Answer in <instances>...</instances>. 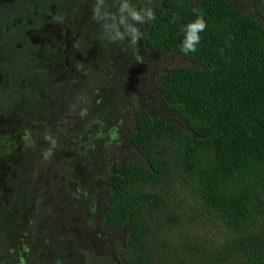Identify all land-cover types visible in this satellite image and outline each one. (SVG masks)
Returning <instances> with one entry per match:
<instances>
[{
	"label": "trees",
	"instance_id": "obj_1",
	"mask_svg": "<svg viewBox=\"0 0 264 264\" xmlns=\"http://www.w3.org/2000/svg\"><path fill=\"white\" fill-rule=\"evenodd\" d=\"M84 1L59 49L29 32L82 0H0V117L46 128L0 184V264H264V0Z\"/></svg>",
	"mask_w": 264,
	"mask_h": 264
},
{
	"label": "rangeland",
	"instance_id": "obj_2",
	"mask_svg": "<svg viewBox=\"0 0 264 264\" xmlns=\"http://www.w3.org/2000/svg\"><path fill=\"white\" fill-rule=\"evenodd\" d=\"M241 2V0H238ZM244 1V0H243ZM250 6V5H245ZM88 4L86 1L82 0L79 11L76 15V21L73 24V28H67L64 30L63 27L56 24H48L40 31H31L29 35L33 42H41V41H51L53 42L57 48L64 49L66 45L71 43L76 39L79 35L80 30L83 24L88 20ZM125 45H128L135 49L138 57L142 58V54L140 53L138 46L141 45V40L138 35H134L133 37H128L124 42ZM99 52V48L97 43H95L92 51L87 55L86 60H88L91 54H97ZM154 60H158L159 57L157 54H152ZM143 61H147L143 59ZM167 63L165 66L173 67L176 64H184V62L176 57L169 56L167 58ZM166 67V68H167ZM157 112L163 118L176 121L181 125H184L185 121L182 116L173 108L163 103L159 106ZM80 114V111H76L66 117V122L61 125L62 128L66 130H70L76 124V118ZM20 121L17 115H11L8 117H0V184L4 185V175L8 170V166L10 164H18L19 160L22 156V151L28 147L31 143L42 144L43 138H45V130L46 128L43 126L31 125L29 127L22 128L20 126ZM120 144H118V148H122V153L128 160H133L138 156V154L134 153V150L130 148V144L127 140H125L124 134H119L118 136ZM117 145H113V150H118ZM78 172L81 173L83 168L79 165L77 168ZM47 178V170H43L39 173L36 180V188L40 186V184L44 183ZM9 190L5 192L3 195V201H8ZM31 211L28 213L30 214ZM25 218V216H24ZM23 225H25V219L23 220Z\"/></svg>",
	"mask_w": 264,
	"mask_h": 264
},
{
	"label": "clouds",
	"instance_id": "obj_3",
	"mask_svg": "<svg viewBox=\"0 0 264 264\" xmlns=\"http://www.w3.org/2000/svg\"><path fill=\"white\" fill-rule=\"evenodd\" d=\"M205 27L204 21L202 19L198 20L194 25H191L190 28L193 30L195 29H203ZM193 40L197 39L196 37L192 38ZM185 51L191 50L195 51V48L192 46V44H189L185 49Z\"/></svg>",
	"mask_w": 264,
	"mask_h": 264
}]
</instances>
